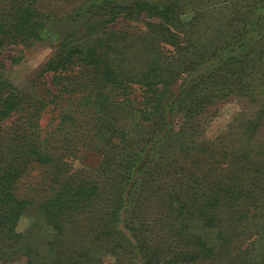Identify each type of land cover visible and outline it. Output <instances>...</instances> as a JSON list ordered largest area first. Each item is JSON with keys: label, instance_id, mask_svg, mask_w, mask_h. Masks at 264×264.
Segmentation results:
<instances>
[{"label": "trees", "instance_id": "obj_1", "mask_svg": "<svg viewBox=\"0 0 264 264\" xmlns=\"http://www.w3.org/2000/svg\"><path fill=\"white\" fill-rule=\"evenodd\" d=\"M214 1L99 0L106 19L19 84L59 33L40 0H0V263L264 264V0ZM128 17L160 30L113 27ZM232 97L254 114L207 139ZM29 210L46 254L19 231Z\"/></svg>", "mask_w": 264, "mask_h": 264}, {"label": "rangeland", "instance_id": "obj_2", "mask_svg": "<svg viewBox=\"0 0 264 264\" xmlns=\"http://www.w3.org/2000/svg\"><path fill=\"white\" fill-rule=\"evenodd\" d=\"M218 0H215L212 4H216ZM93 3H99V0H40L39 7L46 13L52 14L53 22L55 23V31L59 33V38H53L49 40L45 45H39L26 50L23 54V61L20 65L14 68L15 81L19 84H26L30 79L32 73L42 67L47 61L52 59L56 52L62 50L64 46L69 45L77 36L84 34V28H89L95 25L97 21L106 19L105 16L96 17L90 13V6ZM97 14L102 15L103 11L96 8L94 10ZM88 14L86 17L79 20H75V13ZM77 23H81L80 26ZM113 27L120 32L134 35L142 40L145 34L148 33L151 36L156 35L159 32L157 25L145 18H132L121 19L119 22L113 25ZM140 36V37H139ZM66 40L64 44L63 41ZM138 43H141L139 41ZM52 76L49 75L47 81L51 82ZM244 99L230 98L225 102H220L211 108L209 117V125L205 132V137L209 140H216L224 132L227 133L230 124L235 120L238 113L247 111L245 114L252 116L253 106ZM253 106V107H252ZM54 113L48 112L42 120L43 125H47L50 122L51 117ZM258 137V143L264 144V128L260 129ZM99 163L98 156L91 157L87 156L77 161L75 166L77 168L83 167H95ZM19 231L25 235V237L31 239L32 244L39 246L41 253L46 254L47 249L45 248L47 242V232L43 225V219L40 218L34 210H29L24 214L20 221ZM208 238H211L209 236ZM109 253V254H108ZM92 261L87 264H116L113 260L110 252L104 250H96L92 254ZM0 264H24V262L11 261Z\"/></svg>", "mask_w": 264, "mask_h": 264}]
</instances>
